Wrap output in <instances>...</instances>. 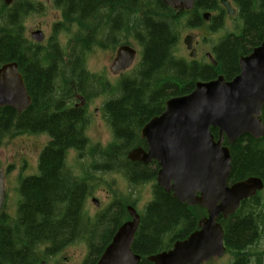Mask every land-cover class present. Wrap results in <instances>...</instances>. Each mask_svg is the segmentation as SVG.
Masks as SVG:
<instances>
[{
  "label": "trees",
  "instance_id": "1",
  "mask_svg": "<svg viewBox=\"0 0 264 264\" xmlns=\"http://www.w3.org/2000/svg\"><path fill=\"white\" fill-rule=\"evenodd\" d=\"M239 21L235 33L225 35L212 48L215 66L185 61L175 56L180 24L200 28L202 15L210 13L213 31L224 10L219 0H196L189 12H173L160 0H52L62 13V23L54 32L74 28L69 49L63 51L56 42L35 44L23 35V21L40 5L31 0H15L10 7H0V66L16 63L22 75L31 105L23 112L0 108V145L16 135H45L46 145L38 156L37 173L18 183L16 217L0 216V264H41L57 256L82 233H87V255L83 264H96L114 233L127 219L128 200H116L110 209L84 219L83 200L89 189L75 180L66 168L69 151L79 157L89 151L95 159L92 171L121 173L131 188L151 186V200L146 204L132 243V252L140 256L139 264H151L148 257L170 250L197 229L205 216L178 203L156 185L155 163L142 165L127 160L129 151L143 147L141 129L162 114L165 103L188 95L197 82L222 76L232 80L239 73L238 60L264 41V0H229ZM121 16L120 35L133 38L140 48V59L128 76L107 88L102 79L86 70V58L94 48L106 49L118 44L115 23L104 21ZM110 27L106 34L102 28ZM213 22L215 24H213ZM109 30V31H110ZM65 56V57H64ZM116 93L104 101L102 114L111 130L110 143L88 149L85 136L87 118L84 108L68 106L73 97L87 101L98 94ZM261 120L264 124V106ZM215 139L217 130H211ZM231 156L230 182L249 177L264 180V138L244 135L227 145ZM126 199V198H125ZM126 204V205H125ZM258 199L243 201L234 215L219 220L223 228L229 264H264L252 248L260 238L264 214ZM113 213H111V209ZM209 264V263H208Z\"/></svg>",
  "mask_w": 264,
  "mask_h": 264
},
{
  "label": "water",
  "instance_id": "2",
  "mask_svg": "<svg viewBox=\"0 0 264 264\" xmlns=\"http://www.w3.org/2000/svg\"><path fill=\"white\" fill-rule=\"evenodd\" d=\"M14 0H4L9 6ZM173 11H190L196 0H160ZM227 16L235 15L228 0H220ZM202 19L208 22L210 14ZM31 39L40 44L44 36L33 32ZM189 57H195L192 37L183 39ZM215 65L212 57L206 55ZM136 57L129 46H120L109 71L113 74L128 70ZM239 73L232 80L222 76L198 82L191 93L170 98L161 115L151 119L140 132L145 150L130 151L127 159L143 165L155 162L158 167L156 184L180 204L206 210L197 230L185 240L176 242L167 252L148 257L151 264H205L225 254L223 229L219 219L233 215L241 201L252 198L263 188L258 178L228 185L231 173L229 148L244 135L258 140L264 137L261 112L264 106V41L247 56L238 60ZM31 104L23 78L16 63L0 67V108L8 107L21 113ZM217 130L215 139L211 130ZM5 199L3 173L0 170V214ZM130 220L113 235L96 264H139L140 256L132 252L139 216L132 207L126 208ZM45 264V263H42Z\"/></svg>",
  "mask_w": 264,
  "mask_h": 264
},
{
  "label": "rangeland",
  "instance_id": "3",
  "mask_svg": "<svg viewBox=\"0 0 264 264\" xmlns=\"http://www.w3.org/2000/svg\"><path fill=\"white\" fill-rule=\"evenodd\" d=\"M2 1L0 0V7L2 6ZM31 1L40 5L41 10L39 13L34 12L29 14L24 19V37L31 41L30 34L39 29L45 39L41 44L42 46H46L48 41L54 40L53 42H56L63 51L67 52L71 38L75 32L74 28H71L68 32H54V27L62 23L61 11L54 7L52 0ZM210 22L204 23L196 30L190 29L183 24L178 26L179 42L174 53L177 58L185 61L194 60L202 64L209 63L205 55L207 53L211 54L214 45H218L225 35L235 33L239 25V21L235 17H228L226 13L222 14L219 26H215L218 27L217 29L211 31ZM213 24L215 23L213 22ZM104 29L108 30V27ZM188 34L194 35L195 45L193 47L196 49L194 59H189V52L186 51L182 43V39ZM122 41H128L137 51L133 66L122 74H111L109 72V67L117 48H112L110 46L111 42H108L109 45H107L108 48L106 49H92L86 58V70L92 75L99 76L107 88H114L122 76H128L140 59V48L137 47L133 38L122 34L119 36L118 44ZM113 96H117L116 93L112 95L110 93L98 94V96L88 98L84 103L83 108L88 122L85 136L88 139V149L90 151L95 147L103 148L111 141V130L103 118L102 105L104 101ZM78 99L69 101L71 106L72 104L80 105ZM47 140L48 138L45 135L21 134L6 138L0 145V170L5 174L6 196L4 212L8 218L16 217L18 183L21 179L30 176L26 174L37 172L38 156ZM88 154L89 151L79 157L78 153L69 151L66 157V168L74 176L75 180H81L88 185L89 191L83 200L84 219H93L98 214L107 211L116 200L133 202L134 205L132 207L141 215L144 207L151 200V186L144 184L131 188L125 177L119 172L92 171L91 168L95 159H92ZM258 197L259 204L261 205L260 209L264 214V190L259 193ZM127 205L130 204L127 203ZM113 210L112 208L111 213H113ZM195 210L198 214L202 213L199 209ZM252 251L255 255L262 256V260H264V227L261 228L260 238L253 246ZM86 255L87 233H82L81 237L78 236L70 246L64 248L57 256L44 262L46 264H83ZM230 261L231 256L225 254L221 259L209 261V264H229Z\"/></svg>",
  "mask_w": 264,
  "mask_h": 264
},
{
  "label": "flooded vegetation",
  "instance_id": "4",
  "mask_svg": "<svg viewBox=\"0 0 264 264\" xmlns=\"http://www.w3.org/2000/svg\"><path fill=\"white\" fill-rule=\"evenodd\" d=\"M120 18H121V16H119V17L116 16V18L114 17L112 20L104 21V22H107V23L110 24V25H111L112 22L115 23L114 27H117V29H118V30H117L118 32L114 35L115 38L118 37V36L121 34V32H120V30H119V29L121 28V27H120V25H121L120 22H122V20H123V22H124V20H126V19L123 18V17H122L121 20H120ZM104 22L101 23V28H102V24H103ZM118 23H119V25H118ZM122 25H123V24H122ZM122 25H121V26H122ZM114 27H112V28H114ZM119 27H120V28H119ZM112 28H111V30H112ZM197 29H198V28H197ZM102 30H103L106 34H107V33H108V34L111 33L110 27L108 28V30H105L104 28H102ZM109 30H110V31H109ZM195 30H196V29H195ZM193 46H194V41H193ZM194 50H195V49H194ZM73 98H74V99H77V98H79V96H76V95H75ZM80 102H81L80 105H73V104H72V105L75 106V107H80V108L83 109V107H84V103H85V102L82 101V100H80ZM68 106L71 107V103H68ZM26 175H30V176H31V175H33V174H26ZM240 181H241V180H240ZM236 182H239V181H232V182H230V183H231V184H234V183H236ZM263 182H264V181H263ZM231 184H230V185H231ZM263 190H264V189H263ZM263 190H262V191H263ZM257 195H258V194H257Z\"/></svg>",
  "mask_w": 264,
  "mask_h": 264
},
{
  "label": "bare ground",
  "instance_id": "5",
  "mask_svg": "<svg viewBox=\"0 0 264 264\" xmlns=\"http://www.w3.org/2000/svg\"><path fill=\"white\" fill-rule=\"evenodd\" d=\"M119 17V16H118ZM116 18V17H115ZM118 25H119V23H118Z\"/></svg>",
  "mask_w": 264,
  "mask_h": 264
}]
</instances>
